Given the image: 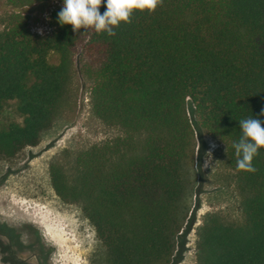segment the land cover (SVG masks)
<instances>
[{
  "label": "trees",
  "instance_id": "16d2710c",
  "mask_svg": "<svg viewBox=\"0 0 264 264\" xmlns=\"http://www.w3.org/2000/svg\"><path fill=\"white\" fill-rule=\"evenodd\" d=\"M47 1L7 0L13 7ZM62 7L63 0L49 35L33 33L19 12L0 29V111L15 100L23 117L0 129V160L38 145L52 128L80 52L94 115L123 134L56 159L50 177L63 201L81 206L106 263L171 262L195 186L190 108L225 145L242 211L239 220L206 216L198 264H264V148L250 173L237 168L233 147L239 120L258 117L264 126V0H163L154 13L134 12L113 37L61 26Z\"/></svg>",
  "mask_w": 264,
  "mask_h": 264
},
{
  "label": "rangeland",
  "instance_id": "374dc122",
  "mask_svg": "<svg viewBox=\"0 0 264 264\" xmlns=\"http://www.w3.org/2000/svg\"><path fill=\"white\" fill-rule=\"evenodd\" d=\"M59 5L61 0H50L13 7L0 0V29L8 15L19 12L33 33L49 35L54 30L52 13ZM51 60L58 62V55L52 53ZM92 87L78 52L68 101L52 128L38 145L0 160V264H40V256L49 264H107L105 249L81 206L63 201L50 177V165L56 159L69 160L123 134L120 127L94 115ZM189 115L197 142L195 186L190 213L169 264H198V232L209 213L229 220L242 217L236 174L224 160L225 145L199 127L190 108ZM22 120L15 100L0 111V129Z\"/></svg>",
  "mask_w": 264,
  "mask_h": 264
},
{
  "label": "clouds",
  "instance_id": "9594fccd",
  "mask_svg": "<svg viewBox=\"0 0 264 264\" xmlns=\"http://www.w3.org/2000/svg\"><path fill=\"white\" fill-rule=\"evenodd\" d=\"M163 0H63L58 13L61 26L71 25L80 35L94 30L95 33L116 35L122 23L130 24L134 12L154 13ZM106 10L101 14V6ZM81 29L84 31L81 32ZM241 136L233 144L239 170L254 173L253 160L264 148V126L258 117L239 120Z\"/></svg>",
  "mask_w": 264,
  "mask_h": 264
}]
</instances>
